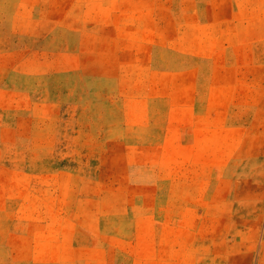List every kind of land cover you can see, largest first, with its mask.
<instances>
[{"label":"rangeland","instance_id":"1","mask_svg":"<svg viewBox=\"0 0 264 264\" xmlns=\"http://www.w3.org/2000/svg\"><path fill=\"white\" fill-rule=\"evenodd\" d=\"M0 264H264V0H0Z\"/></svg>","mask_w":264,"mask_h":264}]
</instances>
